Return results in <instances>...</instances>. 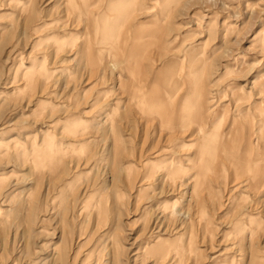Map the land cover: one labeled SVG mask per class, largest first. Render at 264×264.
<instances>
[{
  "label": "rangeland",
  "instance_id": "rangeland-1",
  "mask_svg": "<svg viewBox=\"0 0 264 264\" xmlns=\"http://www.w3.org/2000/svg\"><path fill=\"white\" fill-rule=\"evenodd\" d=\"M0 264H264V0H0Z\"/></svg>",
  "mask_w": 264,
  "mask_h": 264
}]
</instances>
